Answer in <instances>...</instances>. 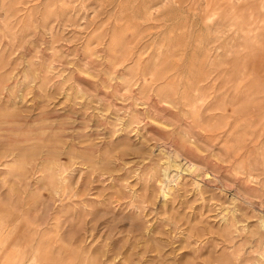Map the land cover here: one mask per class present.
<instances>
[{"label":"rangeland","instance_id":"rangeland-1","mask_svg":"<svg viewBox=\"0 0 264 264\" xmlns=\"http://www.w3.org/2000/svg\"><path fill=\"white\" fill-rule=\"evenodd\" d=\"M0 214L23 264H264V0H0Z\"/></svg>","mask_w":264,"mask_h":264},{"label":"crops","instance_id":"crops-1","mask_svg":"<svg viewBox=\"0 0 264 264\" xmlns=\"http://www.w3.org/2000/svg\"><path fill=\"white\" fill-rule=\"evenodd\" d=\"M10 237L0 214V264H23L19 253L10 247Z\"/></svg>","mask_w":264,"mask_h":264}]
</instances>
